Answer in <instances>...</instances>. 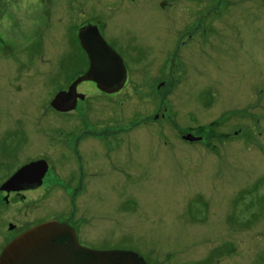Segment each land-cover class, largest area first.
I'll use <instances>...</instances> for the list:
<instances>
[{
  "label": "rangeland",
  "instance_id": "obj_1",
  "mask_svg": "<svg viewBox=\"0 0 264 264\" xmlns=\"http://www.w3.org/2000/svg\"><path fill=\"white\" fill-rule=\"evenodd\" d=\"M107 1L115 13L109 33L119 35L134 53L133 76L158 80L165 71L170 83L165 99L163 90L154 95L144 89L137 97L148 112L155 108L153 124L135 135L140 140L133 155L137 171L131 176L121 160L120 171L90 180L89 200L79 198L78 204L89 203L92 211L84 244L135 250L150 264H264V0H232L225 11L205 18L203 44H196V53L192 46L184 49L191 64L187 70L175 50L180 44L176 31L187 21V0H166L164 8L162 0ZM171 7L178 12L167 13ZM31 13L25 15L28 20ZM5 21L0 17V51L18 50ZM62 25L59 46L47 47L42 57L16 56L43 59L37 74L45 81L42 90L37 89L42 81L18 71L12 58L0 57V121L16 122L25 110L36 112L47 99L50 78L57 77V59L80 54ZM10 36L14 43L29 38L23 32ZM168 52L171 66L164 67ZM104 106L93 107L90 116L96 122L112 112ZM165 110L173 116L163 132L154 114ZM160 119L171 122L168 115ZM188 134L199 142L187 141ZM52 195L56 205L69 204L63 190Z\"/></svg>",
  "mask_w": 264,
  "mask_h": 264
},
{
  "label": "flooded vegetation",
  "instance_id": "obj_2",
  "mask_svg": "<svg viewBox=\"0 0 264 264\" xmlns=\"http://www.w3.org/2000/svg\"><path fill=\"white\" fill-rule=\"evenodd\" d=\"M0 1L5 7L0 12V17L6 20L5 26L9 34L23 32L29 36L23 42L14 43L9 35L12 46L19 48L1 50L0 57L12 58L17 70L29 72L34 82L42 81L37 74L44 65L43 59L29 58L27 61L23 56H16L30 52L35 57H42L43 50L47 47L59 46L57 40H63V35L58 34L61 33L59 25L66 26L65 34L80 52L73 57L57 59V77L53 75L50 78L47 99L41 101L36 112L25 110V117L16 122L0 121V255L6 245L19 235L49 220L74 227L79 243L87 246L83 242L87 237L84 229L92 222V211L89 203L82 202L83 206L78 204L79 198L89 200L86 192L90 188V180L120 171L121 160L127 163L126 167L129 166L131 176L137 171L133 155L134 145L136 143V146H140V140L135 135L143 125L153 124L151 114L155 111V108H149L148 112V107H140L137 97L145 89L146 94L154 95L156 91L163 90V98H167L169 89L165 88L170 83L169 75L164 71V75L158 76L162 78L146 81L133 76L129 62L134 59V53L126 49L128 46L124 47L119 35L109 33L115 14L110 1ZM118 1L121 3L123 0ZM92 2L94 7L101 5L104 10H90ZM161 2L162 8L166 7L167 1ZM187 3V10L184 9L183 12L187 21L181 22L182 27L177 28L180 44L175 48L180 52L177 60L186 70L187 65L191 64L188 57H185L184 49L192 46L196 53V44H203L204 19L212 13L225 11L233 2L187 0ZM44 4L46 10H43ZM220 5L223 7L219 10ZM64 8H69V12ZM172 9L173 7L166 12H178ZM201 9L208 10L202 12ZM31 11L32 20H28L25 15ZM180 13L183 18L182 12ZM104 42L119 55L117 59L120 64L112 58L110 65L115 69L107 72L102 70L103 75H98L95 73L97 69H91L93 62L87 50L105 49ZM168 53L169 56L162 65L164 67L171 66V52ZM107 62L102 59L103 64L107 65ZM122 64L126 67V77L123 75ZM89 71L90 77L83 78ZM97 77L102 80L100 84ZM44 84L45 81L40 82L37 89L42 90ZM60 94L63 96L61 100H57ZM98 103L101 104L100 108L107 105L103 108L112 109L109 115H103L104 120L100 122L90 116ZM167 115L171 122L166 121L168 124H165L160 117L166 118ZM30 116H33L31 122L28 121ZM172 116V111L167 110L162 116L160 113L154 114V119L161 122L159 129L165 132V127L172 123ZM62 118L70 121L61 122ZM73 119H77V123L72 122ZM140 120L142 125L137 123ZM187 141L199 142V139ZM127 156L131 158L130 161ZM59 189L68 194V205L55 204L52 194Z\"/></svg>",
  "mask_w": 264,
  "mask_h": 264
},
{
  "label": "water",
  "instance_id": "obj_3",
  "mask_svg": "<svg viewBox=\"0 0 264 264\" xmlns=\"http://www.w3.org/2000/svg\"><path fill=\"white\" fill-rule=\"evenodd\" d=\"M103 44L105 49L87 50L93 62L91 69H97L95 73L98 75H103L102 70L107 72L115 69L110 65L112 58L117 61L119 58L107 43ZM102 59L108 61L107 65L102 63ZM122 67L123 75L126 77V67L124 64ZM90 75L89 71L83 78ZM97 80L99 84L102 81L100 77H97ZM62 96L60 94L57 100H61ZM185 138L200 139L193 134H188ZM0 264H148V262L133 250H97L83 246L79 243L74 227L57 220H49L26 230L7 244L0 255Z\"/></svg>",
  "mask_w": 264,
  "mask_h": 264
}]
</instances>
